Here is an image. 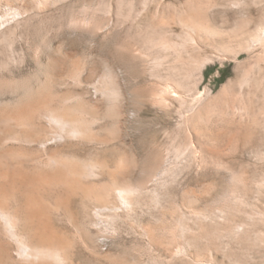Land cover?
Segmentation results:
<instances>
[{"label":"rangeland","instance_id":"1","mask_svg":"<svg viewBox=\"0 0 264 264\" xmlns=\"http://www.w3.org/2000/svg\"><path fill=\"white\" fill-rule=\"evenodd\" d=\"M0 264H264V0H0Z\"/></svg>","mask_w":264,"mask_h":264},{"label":"bare ground","instance_id":"2","mask_svg":"<svg viewBox=\"0 0 264 264\" xmlns=\"http://www.w3.org/2000/svg\"><path fill=\"white\" fill-rule=\"evenodd\" d=\"M161 17V16H160ZM163 19V18H162ZM162 25H164L162 22H161ZM161 26V25H160ZM162 44V43H161ZM165 45V44H164ZM163 45V46H164ZM162 46V47H163ZM172 46V45H171ZM169 47V46H168ZM170 48V47H169ZM167 49V48H164V50ZM172 49V48H171ZM168 50V49H167ZM170 50V49H169ZM173 93H176L175 89L173 88ZM203 98L202 95H200L199 98L195 99L193 102H200L201 99ZM200 105V104H199ZM191 109L193 107H190ZM52 119L58 123L59 125L65 127V128H68V130L66 129V131H70V133L72 134H81V133H88V121L85 120L84 118L80 117L79 115H77L75 113V111H72V110H60V111H54L52 113ZM96 121V120H95ZM199 122V121H198ZM94 124V123H93ZM86 133V134H87ZM85 135V134H84ZM73 160V159H72ZM74 161V160H73ZM70 163V162H69ZM69 163H67L69 165ZM63 164V163H62ZM65 164V167H66V162L64 163ZM67 165V166H68ZM71 165V164H70ZM61 167V166H60ZM69 167V166H68ZM71 167V166H70ZM69 167V168H70ZM83 167V166H82ZM76 168V166H75ZM74 168V169H75ZM77 170V168H76ZM70 171V170H69ZM73 173V171H72ZM62 174V173H61ZM118 175V174H117ZM115 175V176H117ZM68 176V175H67ZM66 176V177H67ZM69 177V176H68ZM68 179V178H67ZM117 179V178H116ZM64 182V181H63ZM66 182V181H65ZM66 185V184H65ZM133 189L130 188V187H124L123 189H119L118 193L119 195L122 197V198H125L127 196H129L131 193H133ZM76 221V220H75ZM34 242V241H33ZM26 249V248H24ZM29 249V248H28ZM31 249H33L34 251H36L35 253H40V254H43L45 252H48L49 249H46L45 247H42L40 246V244L38 245H33L32 244V247ZM32 250V251H33ZM48 250V251H46ZM31 252V251H30ZM29 253V252H28ZM31 255V254H30ZM29 255V256H30ZM33 257V256H32Z\"/></svg>","mask_w":264,"mask_h":264}]
</instances>
